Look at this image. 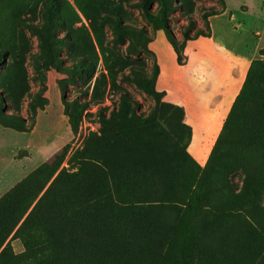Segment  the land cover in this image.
<instances>
[{
  "label": "rangeland",
  "instance_id": "obj_1",
  "mask_svg": "<svg viewBox=\"0 0 264 264\" xmlns=\"http://www.w3.org/2000/svg\"><path fill=\"white\" fill-rule=\"evenodd\" d=\"M45 1L0 0V50L4 51L0 96L4 110L19 115L28 128L18 132L0 125V195L7 189V186L3 188V177L11 171L10 167H38L64 146L68 150L60 166L63 171L59 187L65 209L71 212L108 194L111 184L103 167L94 161L81 166L73 158L76 152L100 157L101 140L111 142L114 132L103 127L100 114L108 118L112 110L118 109L120 95L125 93L131 100V119L138 129L144 130L151 120L161 125L166 116H154L159 104L131 83L132 70L150 78L157 67L156 91L164 94L175 90L181 95L190 87L189 74L200 67L198 54L214 57L220 76L209 78L206 90H202L205 98L199 103L204 115L194 116L200 143L206 137H213L221 119L233 106L242 88L246 60H264V0H173L174 9L167 14L166 30L176 41L177 52L169 43L166 30L153 31L142 17L140 0H55L52 11L55 34L63 39L56 65L70 72L71 77L55 69L46 72L43 97L47 105L32 118L27 104L42 86L33 79L29 56L37 53L39 47L36 37L22 22L41 26ZM151 8L155 11V3ZM203 12L216 13L217 17L210 16L204 21ZM115 17L147 34L150 42L146 51L136 47L131 39L115 35L111 22ZM211 30L221 45L219 50L224 47V52L217 51L216 42L209 40ZM183 31H188L193 39L181 49ZM197 31L205 37H196ZM221 57L226 65L220 64ZM258 97L264 100V85ZM251 99L247 93L239 98L234 112L237 117L231 119L225 131L221 128L214 142L220 136L218 153H229L227 161L234 160L237 165L229 172L223 170L226 178L220 174L214 178L213 188L224 182L234 195L241 192L247 174L264 176V129L258 127L259 118L264 117V101ZM63 100L84 107L75 131L68 124ZM117 169L130 173L121 165ZM259 205L264 209V189L260 192ZM16 230L4 244L11 256L47 241L42 228L22 235Z\"/></svg>",
  "mask_w": 264,
  "mask_h": 264
},
{
  "label": "trees",
  "instance_id": "obj_2",
  "mask_svg": "<svg viewBox=\"0 0 264 264\" xmlns=\"http://www.w3.org/2000/svg\"><path fill=\"white\" fill-rule=\"evenodd\" d=\"M19 4L24 6L21 1ZM55 4V0L43 3L41 26L22 22L39 47L29 56L33 79L42 86L27 104L32 118L47 105L43 97L46 72L55 69L71 77L70 72L56 65L63 39L55 34ZM172 4L173 0H140L139 8L152 30L159 31L166 30ZM216 15L203 12L201 17L207 21ZM111 22L117 37L125 36L139 49H148L150 38L145 32L122 24L118 17ZM167 34L175 49L176 41ZM181 35L183 49L193 38L188 31ZM196 37L205 36L197 31ZM3 57L4 51L0 50V65ZM132 74L131 83L159 104L154 116L166 115L164 123L151 120L144 130L138 129L131 119V100L122 93L117 110H112L108 118L100 114L103 127L114 132L111 142L101 140L100 157L81 152L73 156L78 165L94 161L103 167L111 184L108 194L71 212L65 209L59 183L67 146L3 194L0 264H264V209L259 205L264 176L246 173L237 195L224 182L213 188L214 178L237 165L234 160L227 161L229 153H218L220 136L201 167L187 152L191 129L184 123V109L165 102L164 94L155 89L157 67L150 78L139 71L132 70ZM263 85L264 60H252L222 131L237 117L236 104L244 93L251 100L264 101L258 97ZM63 107L75 131L84 107L65 100ZM258 122V127L264 129V117ZM0 125L18 132L28 129L19 115L4 110L1 96ZM119 165L130 173L120 172ZM38 228L46 236L45 244L20 255L9 254L4 244L16 229L22 235Z\"/></svg>",
  "mask_w": 264,
  "mask_h": 264
},
{
  "label": "crops",
  "instance_id": "obj_3",
  "mask_svg": "<svg viewBox=\"0 0 264 264\" xmlns=\"http://www.w3.org/2000/svg\"><path fill=\"white\" fill-rule=\"evenodd\" d=\"M217 16H215L213 19H216ZM211 29V25H210ZM259 35V33H256ZM212 42L215 41V47L217 51H223L224 52V47H222L223 50H219L218 48L220 45L218 39L214 35L213 31L211 30V37L209 38ZM214 43V42H213ZM191 51V50H190ZM189 53V52H187ZM198 64H200L199 69H197L194 72H191L189 74V77L187 79L189 80L190 87L188 88V91L185 93L179 95V92H176L175 90H169V91H164V98L163 100L167 103H173L176 105H180L183 107L185 110V119L184 122L187 126L190 127L191 129V137L190 141L187 147V152L192 156V158L201 166L203 167L207 159L209 157V154L211 152V149L213 147V144L222 128L223 122L226 118V113L224 117L221 119L219 125L217 126L216 132L213 135L211 139L209 137H206L205 140L201 141L200 143L197 141V130L195 129V117L196 115L198 116H203V112L205 111L202 109L199 105L203 98H205V93L202 90H206V85L208 83L209 78L212 75H218L220 76V72H218L217 68V63L214 61V57L212 55L204 54V53H199L197 56ZM221 63L222 65H226V61L224 58L221 57ZM252 60H246V62L243 65V72L241 75V82H243L246 71L248 69V66ZM215 65V67H214ZM246 70V71H245ZM245 72V73H244ZM239 83V84H240ZM201 89V90H200ZM237 90L233 94L232 99L236 95ZM218 95V94H217ZM216 96V94H215ZM213 98V97H212ZM218 99L221 98V95L217 97ZM212 101V100H211ZM210 101V102H211ZM194 104V107H190V104ZM194 120V121H193ZM42 164V163H41ZM20 165V164H19ZM21 166V165H20ZM35 168V165L32 167L27 166L24 169V166H21L19 168H16L15 166L10 167L11 171L3 177V188L7 186V189L3 190L1 192L0 197L5 194L9 189H11L13 186H15L18 182H20L23 178H25L31 171H33ZM15 180H18L16 183L14 182ZM1 182V181H0ZM13 182V183H12Z\"/></svg>",
  "mask_w": 264,
  "mask_h": 264
}]
</instances>
